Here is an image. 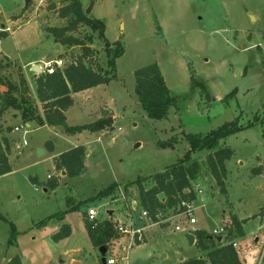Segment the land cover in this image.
<instances>
[{"label": "rangeland", "instance_id": "1", "mask_svg": "<svg viewBox=\"0 0 264 264\" xmlns=\"http://www.w3.org/2000/svg\"><path fill=\"white\" fill-rule=\"evenodd\" d=\"M81 2L87 15L105 22L110 42H122L124 53L116 59L114 78L72 93L66 123L79 126L100 119L112 123L100 131L67 134L63 126L24 122L19 110H1L0 103V135L8 139L12 166V171L0 175V212L17 231L10 243V224L0 219V264H8L10 255H19L24 264H102L100 248L92 245L85 227L87 209L94 207L99 220L110 214L126 219L127 209L139 217L137 187L126 190L124 185L176 163L190 148L186 133L204 135L233 120L244 128L219 143V148L233 150L225 162L227 194L220 192L207 168L209 150L194 153L202 165L196 183L203 189L194 201L196 222L189 225L181 216L168 223L137 218L145 226V239L124 251L121 242L126 243V238L121 237L108 246L105 257L116 258L118 264H181L180 258L203 257L209 264L186 234L195 229L213 233L228 227L231 215L237 214L251 217L243 226L245 237L231 242L237 243L245 264H264V0ZM67 3L0 0V49L10 58L0 51V76L18 83L20 67L28 61L43 65L61 58L64 68L82 54L79 46L56 49L58 43L48 32L49 27L68 23L59 15ZM72 33L81 38L92 35V66L110 72L98 32L82 25ZM152 63L158 64L167 86L179 98L164 118L149 116L135 91V71ZM33 74L37 73L29 81L23 76L42 115L45 107L37 100ZM193 78L204 81L207 90L200 85L193 88ZM170 138L177 140L174 147L158 146V141ZM49 141L54 143L52 151ZM79 144L85 148L84 170L75 176L62 174L53 157ZM256 168L261 172L255 173ZM114 182L120 186L112 196L92 198ZM75 204L77 208L68 210ZM66 210L63 218L37 225ZM64 223L71 227L70 236L53 241L52 234ZM176 225L187 226L176 230Z\"/></svg>", "mask_w": 264, "mask_h": 264}, {"label": "trees", "instance_id": "2", "mask_svg": "<svg viewBox=\"0 0 264 264\" xmlns=\"http://www.w3.org/2000/svg\"><path fill=\"white\" fill-rule=\"evenodd\" d=\"M59 15L67 19L68 23L64 26L49 27L48 32L54 38L55 43L67 46H79L82 49V54L64 68H58L52 74H41L36 78V97L44 105L43 108L45 107L42 115L38 112L36 102L32 97L28 96L29 86L21 72H19L20 78L18 83L0 76V86L5 87L4 91L0 90L1 110L12 107L20 111L21 119L24 122L35 120L40 126L46 124L49 126H63L65 132L70 134L82 129L100 131L106 126L111 125L112 119H100L90 124L71 126L66 123L65 111L73 104V92L82 91L89 87L108 82L116 76V59L124 53V46L119 40L112 43L106 38L105 22L87 15L81 0H68V3L59 9ZM82 25L89 27L93 31H97L99 37L104 40L106 55L108 56V66L111 68L110 72L100 66L97 69L92 66L93 61L89 58V56L93 55V50L89 46L93 40L92 35L85 34L81 38V36L72 33L77 31ZM3 32L5 33V31ZM135 79L137 97L149 116L164 118L167 116L169 108L172 105H176L179 101V98L167 86L164 75L157 63L137 69L135 71ZM192 83L193 88L200 85L207 90V85L202 80L193 78ZM243 128L244 126L239 125L237 120H233L204 135L186 133V139L189 141L190 148L185 152L183 157L176 163L166 166L161 172L149 176H141L136 180L126 183L124 188L127 190L130 186L137 187L140 208L148 212V218L154 223L159 220L157 216L159 213L165 215V213L172 209L171 213L177 214L182 210L179 207L182 200L191 201L196 199L193 186L201 174L202 165L194 159L193 154L198 151L209 150L205 159L207 168L214 177L216 185L220 188V192L224 195L227 194L225 162L232 156L233 150L229 147L219 148V143L222 138L235 134ZM176 141V138L158 141V146L160 148L174 147ZM8 150V139L6 136L1 137L0 135V175L9 173L12 170L8 158ZM84 154V146L77 145L54 157V164L58 170H65L68 176H75L84 170ZM254 172L260 173L261 168L254 169ZM119 186L118 182H114L101 189L92 198L104 199L110 197L118 191ZM77 207L78 204H75L68 210H73ZM68 210L49 215L38 222L37 225L42 226L53 217L58 216L62 218ZM0 219L9 222L11 227L9 242L12 243L13 238L17 235L15 226L1 212ZM246 221V219L241 220L236 214H232L229 226L225 225L224 227L226 234L223 242L218 241L217 236L204 229L194 230L196 245L202 250L209 264H245L231 240L245 235L243 223ZM85 227L95 248H100L104 245L108 248L113 241L121 238V234L115 228L113 214L100 220L99 218L95 221L87 220L85 221ZM70 234V225L64 223L60 230L52 235V239L55 242H59L69 237ZM205 263L203 257H192L182 261L181 264ZM8 264L23 263L21 257L15 255L8 261Z\"/></svg>", "mask_w": 264, "mask_h": 264}, {"label": "built area", "instance_id": "3", "mask_svg": "<svg viewBox=\"0 0 264 264\" xmlns=\"http://www.w3.org/2000/svg\"><path fill=\"white\" fill-rule=\"evenodd\" d=\"M62 65H63V59L61 58H57V59H52L50 61H45L43 62V65H40V67L43 70V73H49L52 74L54 73L58 68L62 69ZM15 129H19L18 127H15ZM26 143V141H24V144ZM193 191L196 194V198L198 196H201L203 194V189L199 186V184L195 183L193 186ZM197 200V199H195ZM195 200H182L180 202L179 207L182 208V210L177 213V214H172V209H170L167 213H165V215H163L162 213H159L157 216L159 217V220L155 223H168L170 222L173 218L177 217V216H181L182 218H186L187 219V223L189 225H193L196 222V219L194 217V201ZM135 209V208H133ZM98 212L94 207H89L87 210V219L89 221H95L96 219H98ZM110 216V215H109ZM125 218L126 219H121V218H115V228L117 229V231L119 232V234H121V237H125L126 238V243L121 242V248L126 251L129 248H131L135 243L137 242H142L145 237H144V231H145V226H143L142 224H138L136 222L137 218L140 220H148L150 223H154L152 222L149 218H148V212L146 210H140L139 212V217H135V215L132 212V209H127L126 214H125ZM187 225H185L186 227ZM185 227H182L181 225H176L175 229L176 230H182L185 229ZM192 232V231H191ZM214 236H222V240L224 239V236L226 234V230L225 228H220V229H216L214 230V232L212 233ZM234 247L237 246L236 242H233ZM107 264H118V260L116 258H109L107 259Z\"/></svg>", "mask_w": 264, "mask_h": 264}, {"label": "crops", "instance_id": "4", "mask_svg": "<svg viewBox=\"0 0 264 264\" xmlns=\"http://www.w3.org/2000/svg\"><path fill=\"white\" fill-rule=\"evenodd\" d=\"M60 48H61V45H60ZM0 51L2 52V54H4L5 55V53H3V51L0 49ZM5 56H7V55H5ZM8 58H9V56H7ZM10 59V58H9ZM36 64H38L39 66H40V64L39 63H37L36 62V60H31V61H28L26 64H24L23 65V67H20V72L28 79V81H29V79H30V77H31V74L32 73H35L33 70H32V68H33V66L34 65H36ZM26 66H28L29 68L27 69V70H25V67ZM33 75H36L35 76V79L39 76L38 75V73L37 74H33ZM36 84V83H35ZM35 91H36V85H35ZM29 96V95H28ZM68 110V109H67ZM66 110V111H67ZM66 111H65V113H66ZM65 116H66V114H65ZM72 126V125H71ZM52 127H56V126H52ZM65 131V130H64ZM67 133V132H66ZM67 134H70V133H67ZM79 145H81V144H79ZM75 146H77V145H75ZM47 147H48V149L50 150V151H52L53 149H54V143L52 142V141H49L48 142V145H47ZM72 147H74V146H72ZM69 148H71V147H69ZM68 148V149H69ZM68 149H66V150H68ZM65 150V151H66ZM64 152V151H63ZM60 154V153H59ZM59 154H57V155H55L54 157H56V156H58ZM54 157H53V159H54ZM11 164V163H10ZM12 171V170H11ZM62 171V174H63V170H61ZM237 215V214H236ZM238 216V215H237ZM250 217L251 216H248V217H239L238 216V218L239 219H241V220H244V219H246L247 221L250 219ZM60 218V217H59ZM63 218V217H62ZM246 221V222H247ZM244 224L245 223H243V226H244ZM63 225V224H62ZM244 228V227H243ZM58 232V231H57ZM56 233V232H55ZM54 234V233H53ZM52 234V235H53ZM245 237V235L243 236V237H240V240H242L243 238ZM52 238V237H51ZM68 238V237H67ZM66 239V238H65ZM65 239H63V240H65ZM257 238H255V240H256ZM63 240H61V241H63ZM195 243H196V238H195ZM108 249V248H107ZM245 252V251H244ZM13 256H15V255H13ZM13 256H9V257H7V260L9 261ZM111 258V257H110ZM22 259V258H21ZM181 259V258H180ZM182 261H184L185 259H181ZM7 261V262H8ZM22 263H23V261H22ZM24 264V263H23Z\"/></svg>", "mask_w": 264, "mask_h": 264}, {"label": "water", "instance_id": "5", "mask_svg": "<svg viewBox=\"0 0 264 264\" xmlns=\"http://www.w3.org/2000/svg\"><path fill=\"white\" fill-rule=\"evenodd\" d=\"M89 11H90V10H89ZM89 11H87V12H89ZM59 48H60V44H57V45H56V49H59ZM32 70H33L35 73H38V74H42V73H43L42 68H41L38 64L34 65L33 68H32ZM29 97H30V96H29ZM63 174H66V172H65L64 170H63ZM186 237H187V239L189 240L190 244L195 243V235H194L193 233H187V234H186ZM217 240H218V241H222V236H218V237H217ZM106 251H107V246H106V245L100 247V252H101V254H102V257H101V263H102V264H107V258L105 257V253H106ZM181 259H182V258H181Z\"/></svg>", "mask_w": 264, "mask_h": 264}]
</instances>
